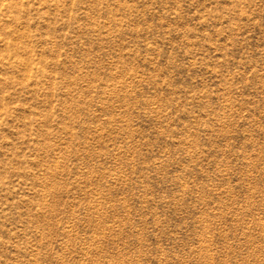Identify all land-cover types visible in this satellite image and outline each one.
Returning <instances> with one entry per match:
<instances>
[{
  "label": "rangeland",
  "instance_id": "1",
  "mask_svg": "<svg viewBox=\"0 0 264 264\" xmlns=\"http://www.w3.org/2000/svg\"><path fill=\"white\" fill-rule=\"evenodd\" d=\"M0 264H264V0H0Z\"/></svg>",
  "mask_w": 264,
  "mask_h": 264
}]
</instances>
